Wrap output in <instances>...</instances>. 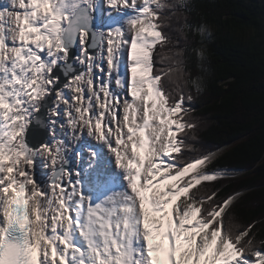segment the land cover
Returning <instances> with one entry per match:
<instances>
[{
  "label": "snow or ice",
  "instance_id": "1",
  "mask_svg": "<svg viewBox=\"0 0 264 264\" xmlns=\"http://www.w3.org/2000/svg\"><path fill=\"white\" fill-rule=\"evenodd\" d=\"M208 8L0 5V264H264L257 222L241 230L227 215L240 194L202 183L229 170L190 142L188 105L213 77Z\"/></svg>",
  "mask_w": 264,
  "mask_h": 264
},
{
  "label": "trees",
  "instance_id": "2",
  "mask_svg": "<svg viewBox=\"0 0 264 264\" xmlns=\"http://www.w3.org/2000/svg\"><path fill=\"white\" fill-rule=\"evenodd\" d=\"M204 2L209 5L213 25L208 55L213 77L188 105L196 109L194 116L199 121L197 139L190 142L218 153L210 167L226 168L230 176L206 184L218 190L220 199L240 194L227 215L241 230L257 222L253 231L259 241L264 237V105L246 103V99L264 96V4L257 0ZM175 27L178 24L173 21ZM245 29L252 30L254 37L243 45L236 36ZM175 34L183 44L184 38ZM194 40L190 38L189 43ZM249 64L252 69L247 78L230 70Z\"/></svg>",
  "mask_w": 264,
  "mask_h": 264
},
{
  "label": "rangeland",
  "instance_id": "3",
  "mask_svg": "<svg viewBox=\"0 0 264 264\" xmlns=\"http://www.w3.org/2000/svg\"><path fill=\"white\" fill-rule=\"evenodd\" d=\"M257 1H259L260 3H263L264 4V0H257ZM5 3V0H0V5H3ZM237 40L241 43V44H243V45H245V44H247V43H249V41L252 39V37H254V33H253V31L252 30H250V29H245V30H243L242 32H240L237 36ZM202 183H206V182H202ZM200 185H197V187H199ZM196 189L194 188V189H192V191H195ZM237 198H239V196L238 197H236V199ZM235 199V200H236ZM235 202V201H234ZM231 206V205H230ZM229 206V207H230ZM229 207L227 208V209H229ZM226 209V210H227Z\"/></svg>",
  "mask_w": 264,
  "mask_h": 264
},
{
  "label": "bare ground",
  "instance_id": "4",
  "mask_svg": "<svg viewBox=\"0 0 264 264\" xmlns=\"http://www.w3.org/2000/svg\"><path fill=\"white\" fill-rule=\"evenodd\" d=\"M35 142V141H34Z\"/></svg>",
  "mask_w": 264,
  "mask_h": 264
}]
</instances>
